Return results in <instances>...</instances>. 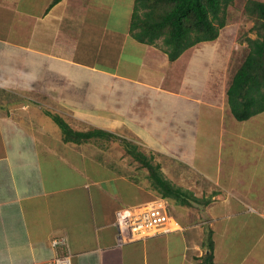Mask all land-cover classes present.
Here are the masks:
<instances>
[{"label": "crops", "instance_id": "0c3cea01", "mask_svg": "<svg viewBox=\"0 0 264 264\" xmlns=\"http://www.w3.org/2000/svg\"><path fill=\"white\" fill-rule=\"evenodd\" d=\"M52 2L0 0V264H195L202 254V228L175 216L174 229L117 245L114 213L152 195L147 172L124 175L110 137L64 142L48 114L76 132L144 131L167 180L185 167L196 172L185 181L222 192L199 214L214 264H264V132L232 116L222 59H194L209 42L170 62L160 43L130 36L116 0ZM197 68L199 85L189 83Z\"/></svg>", "mask_w": 264, "mask_h": 264}, {"label": "trees", "instance_id": "16d2710c", "mask_svg": "<svg viewBox=\"0 0 264 264\" xmlns=\"http://www.w3.org/2000/svg\"><path fill=\"white\" fill-rule=\"evenodd\" d=\"M61 0H53L52 5ZM130 18V36L139 43L157 46L167 54L170 62L178 59L186 50L202 42L214 41L228 24V8L233 0H134ZM244 14L254 21V39L246 37L247 53L241 65L226 83V96L232 116L246 121L264 112V2L247 0ZM60 129L64 142L79 144L91 138L110 137L103 131H73L59 116L48 114ZM128 147V143H124ZM130 147L127 148L129 150ZM129 151L134 161L147 172L149 195L146 201L163 199L178 207H191L196 202L204 207L206 199H196L189 191L164 178L158 165L135 148ZM169 205V204H168ZM204 236L200 249L202 255L193 257L195 264H214L213 231L202 225ZM201 227V228H202Z\"/></svg>", "mask_w": 264, "mask_h": 264}, {"label": "rangeland", "instance_id": "374dc122", "mask_svg": "<svg viewBox=\"0 0 264 264\" xmlns=\"http://www.w3.org/2000/svg\"><path fill=\"white\" fill-rule=\"evenodd\" d=\"M246 1L247 0H233V4L228 8V18H227L228 24L226 25V27H224L220 31L218 38L214 40L215 42L210 41L209 43L199 44L196 46L197 47L196 49L195 48L193 49L196 51L194 59L200 62H202L203 60L206 61L208 57H212V56L217 57L219 61L220 59H222L223 66H222V71H220V74L226 77L227 81L235 73L236 69L241 65V63L243 62L245 58V55L247 53V43L244 39L246 37H249L252 39L256 37L255 31L252 30L254 21L244 14V5ZM258 1L264 2V0H258ZM134 4H135L134 0H116V10L115 11H119L120 9H123L125 11H128V17H131V14L134 10ZM120 14H121V11H119L118 15ZM197 69L196 70L193 69L195 74H197L196 78L192 79L190 77L191 81H189V83H193L201 79L202 72L199 69L198 70ZM198 82L199 81L196 82L197 85H199ZM250 119H251L250 120L251 122H249L250 124H248L250 125V128H248V130L252 129V132L255 134L256 132L258 133L264 132V113L256 117L254 116ZM51 127L53 129L51 131H54L55 129L57 130L58 128L57 126H54L53 124L51 125ZM53 127H57V128H53ZM93 129H96V128H94V126H91L90 130H93ZM143 132L144 131L136 132V131H132V129L125 128L123 130H120V136L115 135L114 138H110L114 140V142L119 143L120 141V144H121L120 145L121 150L116 149L115 152L112 153V159H116L120 155H124V158L125 157L127 158L125 162L122 161L125 164L123 165V168H122L124 170L123 171L124 175L130 174L131 171L134 170V168L136 167H139L141 169L140 163L137 161H134L132 156L129 154V151L133 152L130 148L132 149L135 148V153L137 152L141 153L146 158L150 159L151 162L155 165L154 162H155V157L157 156L156 154L157 152L149 148L150 147L149 145H148L149 147L147 146V143L144 140L145 135L143 134ZM124 143H128V147H130L129 150H127L128 147H126ZM183 171H184L183 175H179L182 177H177V178L172 177L171 178L172 182L178 181L182 183V185L184 184L181 188L186 191H189L191 194H193V196L196 199L208 200L209 203L206 206V209L209 207L213 208V203L217 202L218 201L217 199L222 200V197L221 196L219 197V195L222 194V192H220L219 189L217 190L215 186L210 187V184H207L204 182L202 183V185L201 184L195 185L194 183L190 184L188 180L185 181V178L194 176L196 172H194L191 169L189 170L188 168H185V167L183 168ZM214 183L215 181L213 182V184ZM258 183H259V180H257L255 184L257 185ZM221 190L224 192L223 194H227V192L224 189H221ZM218 191L219 193H217ZM168 204H169L168 211L169 213H172L169 216L172 218L173 216H175V218L177 219V221H179V223H182L181 220H185V223L187 222L188 224L186 226L196 225L195 227H197V229H200L202 225H206L205 223L203 224L201 221V218H199L200 212L205 208L204 206L196 202H193L192 206L187 207V208L178 207L169 202ZM198 225L200 227H198ZM167 229L170 230L174 228L170 225V227ZM201 230H202V237H203L204 236L203 232L205 228L203 229L202 227ZM242 248L243 247L238 248L237 250L238 253L241 252Z\"/></svg>", "mask_w": 264, "mask_h": 264}, {"label": "built area", "instance_id": "2783aa9c", "mask_svg": "<svg viewBox=\"0 0 264 264\" xmlns=\"http://www.w3.org/2000/svg\"><path fill=\"white\" fill-rule=\"evenodd\" d=\"M165 200L154 198L126 209H118L114 213V227L117 245L146 239L168 231L170 216ZM171 230V229H170ZM62 241H53L55 247ZM53 264H72L69 256L54 259Z\"/></svg>", "mask_w": 264, "mask_h": 264}]
</instances>
